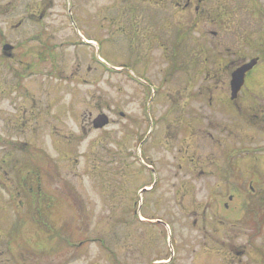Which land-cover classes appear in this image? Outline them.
<instances>
[{
    "label": "rangeland",
    "instance_id": "rangeland-1",
    "mask_svg": "<svg viewBox=\"0 0 264 264\" xmlns=\"http://www.w3.org/2000/svg\"><path fill=\"white\" fill-rule=\"evenodd\" d=\"M44 7L46 67L35 71L34 60L30 82L16 81L34 97L13 95L0 108V149L12 143L5 169L14 173L0 184V264H264V193L234 194V202L198 193L196 204L184 186L188 76L222 67L227 78L240 61L263 55L264 0H208L197 14L185 12V0ZM249 21L256 35L243 48ZM40 32L28 26L26 37ZM213 96L219 105L226 86ZM101 113L112 123L96 131L89 122ZM202 114L212 122L211 111ZM214 143L205 152L217 153Z\"/></svg>",
    "mask_w": 264,
    "mask_h": 264
},
{
    "label": "flooded vegetation",
    "instance_id": "flooded-vegetation-1",
    "mask_svg": "<svg viewBox=\"0 0 264 264\" xmlns=\"http://www.w3.org/2000/svg\"><path fill=\"white\" fill-rule=\"evenodd\" d=\"M44 1L0 0L1 109L6 107L7 110L10 105H13L12 100L9 99L13 95L15 98L20 94L25 95L26 101L31 102L34 95L22 86L18 88L16 81L30 82L34 60L38 61L40 65V67L36 66L35 71L46 67L47 57L46 51H44V41L47 36L44 37L46 30ZM195 1L197 5L194 3ZM206 1L208 0H185V12L188 14L200 13L203 10L202 5ZM253 13H255L254 10ZM249 24L252 23L249 21ZM28 26L36 30L41 28V32L27 38L26 28ZM242 26L245 31L241 44L244 48L248 41L255 38L256 28L254 24H243ZM16 38L22 40L15 44ZM8 47L9 49H7ZM224 47H226L227 53L232 51V48L226 45ZM27 48H29L28 52H25ZM240 54L241 52L238 51L234 55L237 57ZM253 58L240 61L233 72ZM257 59H259L258 64L245 75L243 86L235 98L232 96L231 84L233 72L229 73L227 78L223 75V79L220 71L222 67L215 68L214 72L197 74V76L189 74L188 76L184 90L185 106L188 110L185 113L184 123L186 124V152L190 160V174H188L189 181L184 186L186 196L191 202L194 201L197 204L198 193H206L203 197L205 201H211L215 197L218 202L224 200L225 196L229 198L230 202H234V194L237 197L244 194L243 198L251 199L252 194L264 193V137L260 138L262 142L256 141L257 136H264V110L260 105V102H264V54L258 56ZM203 62L207 63L208 58H204ZM216 64L214 62V65ZM222 86H226L229 96L220 101L219 105H215L214 90L220 89ZM26 110V107H22L21 112L26 113ZM208 110L213 113V120L207 125L202 113H207ZM29 111L31 110L29 109ZM89 125L92 127L91 120ZM230 137L233 140L229 139ZM229 140H232V145H229ZM214 142L221 145V148L216 147L217 153L205 152L207 151L204 149L205 144H208L209 148V144H215ZM2 144L4 146L0 149L2 150L0 153V161H2L0 163V184L4 181L9 182L14 174L9 169H5L9 166L7 158L13 156L12 143L10 141L7 143L6 140ZM228 146L233 147L226 150ZM202 160H206L205 165L202 164ZM2 172L6 174L1 175ZM24 179L26 182L27 177L25 176ZM206 179L211 180L206 181ZM179 189L182 190V187ZM167 190L169 202L175 203L178 193L176 185L169 184ZM260 199L262 200L264 197ZM202 222L205 220L201 219L200 222L198 218H193L194 226ZM261 223L262 221L259 220L253 225L258 230L261 229Z\"/></svg>",
    "mask_w": 264,
    "mask_h": 264
},
{
    "label": "water",
    "instance_id": "water-1",
    "mask_svg": "<svg viewBox=\"0 0 264 264\" xmlns=\"http://www.w3.org/2000/svg\"><path fill=\"white\" fill-rule=\"evenodd\" d=\"M256 63H257V60H253L252 62L245 64L244 66H242L241 68H239L233 73L232 82H231L233 98L237 96V93L242 88L246 73L252 70L253 67L256 65ZM106 125H108V118L106 116L99 117L95 121L96 129L104 128Z\"/></svg>",
    "mask_w": 264,
    "mask_h": 264
},
{
    "label": "bare ground",
    "instance_id": "bare-ground-1",
    "mask_svg": "<svg viewBox=\"0 0 264 264\" xmlns=\"http://www.w3.org/2000/svg\"><path fill=\"white\" fill-rule=\"evenodd\" d=\"M87 43L91 44V45H96V43L94 41H88L86 40ZM142 220H145L144 218H142ZM159 264H164V263H161L159 262Z\"/></svg>",
    "mask_w": 264,
    "mask_h": 264
}]
</instances>
